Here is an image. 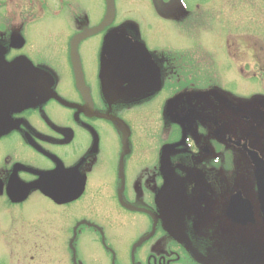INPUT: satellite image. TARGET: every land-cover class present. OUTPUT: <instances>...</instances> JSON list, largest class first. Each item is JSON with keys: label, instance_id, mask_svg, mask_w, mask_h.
I'll use <instances>...</instances> for the list:
<instances>
[{"label": "flooded vegetation", "instance_id": "1", "mask_svg": "<svg viewBox=\"0 0 264 264\" xmlns=\"http://www.w3.org/2000/svg\"><path fill=\"white\" fill-rule=\"evenodd\" d=\"M208 2L0 0V64L23 80L0 135V264H264V106L225 88L235 53L209 57ZM127 215L139 234L115 243Z\"/></svg>", "mask_w": 264, "mask_h": 264}, {"label": "rangeland", "instance_id": "2", "mask_svg": "<svg viewBox=\"0 0 264 264\" xmlns=\"http://www.w3.org/2000/svg\"><path fill=\"white\" fill-rule=\"evenodd\" d=\"M142 3L146 6L143 4L134 5L133 9L138 14L144 15V11H147L146 8H149L150 5L148 1H142ZM206 9L209 17L208 29L205 34L206 41L209 48L214 44L219 49L215 52V49L213 51L209 49V57L213 55L215 58L219 56L221 58L223 53L219 45L222 43L225 47L228 46L229 52H231L230 56L235 53L234 64L228 65L229 63L225 61L222 65L223 80L225 84H231L225 85V88L232 87L231 89H233V86H236V94L239 97L235 98L237 101L239 100L241 107L248 111L256 108L254 110L256 111L259 107L264 106V0H209ZM145 14L151 19L150 11ZM212 17L215 20L213 26L210 25L212 24L210 23ZM217 61L220 63L218 58ZM231 80H235L232 82H238L232 84ZM214 94L209 93L211 96H214ZM235 98H233L234 101ZM257 134L264 135V129L258 131ZM94 199L96 200L95 203L108 202L107 198ZM105 206H108L109 211L114 212V206H111V204L110 207L107 204ZM125 218L128 219L127 223L118 219L113 222L117 226L116 228L113 227V230L118 234L112 231L114 242L123 245L128 244L131 239L139 234V231L133 228V225L136 224L134 222L136 217L127 215ZM226 243L225 249L231 246L230 242ZM127 248L130 249L129 246ZM92 257L99 260L100 264H104L103 254L99 252L94 256L85 255L83 259L91 261ZM124 261L128 263V260L124 259ZM62 264H66V262Z\"/></svg>", "mask_w": 264, "mask_h": 264}, {"label": "water", "instance_id": "3", "mask_svg": "<svg viewBox=\"0 0 264 264\" xmlns=\"http://www.w3.org/2000/svg\"><path fill=\"white\" fill-rule=\"evenodd\" d=\"M118 37V36H117ZM116 38V37H114ZM6 67L2 64H0V73L1 78H0V135H3L7 130L9 129L8 126V121H6L7 113H8V108H10L14 101L18 98L19 95V87L22 84V71L18 70V67ZM10 76V87L6 86L4 82L6 81V76ZM251 154L252 161L257 169V175H258V181H259V187L261 188L260 190V199L261 202L264 200V163L261 159L258 157L254 158L252 156L253 153ZM68 177H71L70 175H64V178L67 179ZM45 183V179L43 180ZM65 187L71 186L72 184L70 183H64ZM75 194L74 190L71 189H63L60 192V196H62L64 199L68 198V200H71V196ZM234 201H232L233 203ZM231 203V204H232ZM233 205V204H232ZM230 205L229 207V212L228 216L231 218H236V216H233L232 213V208L233 206ZM262 209L264 210V206L262 203Z\"/></svg>", "mask_w": 264, "mask_h": 264}, {"label": "bare ground", "instance_id": "4", "mask_svg": "<svg viewBox=\"0 0 264 264\" xmlns=\"http://www.w3.org/2000/svg\"><path fill=\"white\" fill-rule=\"evenodd\" d=\"M148 12V11H144V14ZM118 36V37H117ZM116 38L113 37V39L111 40V45H112V48L116 47L117 45L121 44L122 42H124L123 40H125V37L123 34L121 35H116L115 36ZM254 154V153H253ZM258 157V156H257ZM259 158V157H258ZM45 179V178H44ZM258 188L261 190V188L258 186ZM260 190H259V195H260ZM49 194L51 196H53L54 199H58V200H63L64 198L63 197H58L56 195V193H52L49 191ZM82 194V191H77L75 192L74 195H72L70 198L71 199H76L78 196H80ZM65 200H68V198H65ZM263 203V206H264V200L262 201ZM233 204V205H232ZM231 205L233 206L232 208V215L233 216H236V217H242V214L243 212H245L247 214V211L249 209V206L247 203H245L243 200H240V199H237V202L236 200H234V202L232 203ZM231 207V206H230ZM229 209V208H228ZM244 210V211H243ZM228 212L229 210L227 211V215H228ZM264 212V210H263ZM252 215V213H251ZM248 215H245V217H247ZM229 217V216H228ZM231 218V217H230ZM134 227L137 226V223L133 225ZM133 227V228H134Z\"/></svg>", "mask_w": 264, "mask_h": 264}]
</instances>
